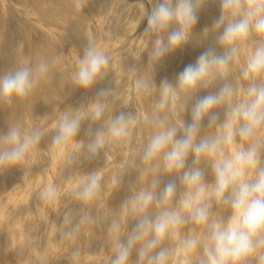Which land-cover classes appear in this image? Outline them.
<instances>
[{"label": "clouds", "instance_id": "9594fccd", "mask_svg": "<svg viewBox=\"0 0 264 264\" xmlns=\"http://www.w3.org/2000/svg\"><path fill=\"white\" fill-rule=\"evenodd\" d=\"M208 2L153 0L150 8L142 7L143 36L151 41L149 71H129L138 97L156 95L151 111L113 114L119 97L101 87L86 105L59 113L51 126L50 147L67 166L123 145L136 173L129 195L109 215L88 210L78 219L71 211L63 216L61 242L74 239L83 226L106 223L111 254L104 264H264V0H214L220 14L200 34L211 36L209 46L174 82L164 78L157 87L153 76L169 54L197 37L199 13ZM60 62L58 55L19 57L0 73V103L13 106L31 97ZM112 68L110 53L86 35L69 80L87 92ZM85 121L92 122L85 129L87 142L76 139ZM138 126L151 130L136 150L131 142ZM48 131L10 124L0 132V169L30 167L29 157ZM102 182L99 170L79 176L71 196L92 205ZM109 183L118 190L124 176L113 175ZM60 195L53 183L40 190L39 199L50 204Z\"/></svg>", "mask_w": 264, "mask_h": 264}, {"label": "bare ground", "instance_id": "6f19581e", "mask_svg": "<svg viewBox=\"0 0 264 264\" xmlns=\"http://www.w3.org/2000/svg\"><path fill=\"white\" fill-rule=\"evenodd\" d=\"M132 1V3L130 2V7L133 6L135 8V0ZM16 2L17 4H12V6H5L4 3H0V32L5 38L3 44H0V73L11 68V60L14 61L12 64L15 66L19 57L23 55L32 56L33 58L39 55H58L61 62L53 70L50 80L47 83L42 84L31 97L24 101L15 102L13 106H6L0 103V132H6L9 125L15 122H20L25 127H28L27 125L31 124L30 121L33 117L32 115L36 110H38L36 112L37 115H43V117H45L46 115H44V113H46V111L54 110L56 107H58L59 103V106L61 105L62 107V105H65L68 102H62L65 99L63 96L70 92V90L73 93L71 94V97H69L70 101L68 107L73 106L74 101H77V104L79 103L80 105H86L88 101L91 100V94L94 93L92 91L93 88L90 89L91 92L90 90L85 92L83 89L73 87L69 80L70 74H68L72 68L65 65L64 68L62 67L64 69L63 70L61 69V66L64 62L65 64L68 63V65H70L69 61H66L67 58L64 57L63 54L67 41H86V35L93 36L94 30L93 27L89 26V21L92 19L95 20L94 16L100 14L99 12H101L102 9L100 6L102 4L100 3L104 1L16 0ZM81 3L83 4V7L77 8L76 5ZM19 11L23 13L22 16ZM29 14L33 16V21L30 20L28 16ZM97 25H101L100 20L98 23L96 22V26ZM117 25L119 26L118 23ZM100 27L101 26H98L96 28H99L98 30H100ZM30 33L33 36L32 39L30 38L32 42L29 39ZM94 37L96 38V36ZM129 37L131 38V36ZM97 38L99 41H104L101 40L103 37L100 38V36H98ZM116 41L118 40L116 39ZM124 43L127 42L125 41ZM100 44L101 43L99 42V45ZM123 46H125V44ZM73 50L74 49L70 47L69 52H74ZM124 50L127 49L124 48ZM78 53L80 52L78 51ZM77 55L78 54L76 53V56ZM80 55L82 54L80 53ZM75 58L76 57H74V59ZM68 68H71L69 69V72L66 71ZM108 76H110V79H112V75H107V77ZM62 79L64 81L63 83H61ZM104 81L106 82V80ZM108 81L111 80L108 79ZM102 85L104 86L106 84L102 83ZM108 86L114 87V84H110ZM99 87H101V85ZM58 115H54L52 120L50 118L51 121L49 120L47 125L46 122L43 121L41 125L39 124L40 127L42 126V128L49 129V131L43 137L45 140L42 138L35 152L29 157L30 167L17 166L8 169H0V264H80L79 260H82L81 262H83L85 259L86 262V260L88 261L89 259L86 258L87 255H83L84 259L81 256H73V251L77 249L78 244L83 245L81 243L88 240V237H86L85 234L86 229L84 226L79 231L80 237H78L76 241H72L70 243H68V241L61 242L59 238L61 231H63V216L65 212H68L70 211L69 209H72L71 204L69 205V208H67L68 210L61 211L64 203L67 202L68 205L69 198H71V195L68 196L69 190L67 191L66 188L70 178H67L66 174L68 173V169L69 172H71L70 169L73 166L71 168H67V165L64 163L63 156L50 147L52 135L51 126L57 119ZM86 123L87 125H84L85 128L88 127L90 121H87ZM82 132H84L83 129ZM84 135H82L81 138L85 139L86 137L84 138ZM78 136L80 137V135ZM42 150H44V152ZM76 166L77 165H75V167ZM93 168L91 166V171ZM87 171L85 172L86 174ZM25 172H27V175H25ZM76 177H79V175ZM53 183H55L60 190V199L57 202L46 204L39 199V192L43 187ZM52 233L54 237L51 235L53 238L51 239L50 244L48 246L46 245L45 248L41 247L38 250V246H42L39 241L47 239ZM89 260L91 262V259Z\"/></svg>", "mask_w": 264, "mask_h": 264}, {"label": "rangeland", "instance_id": "374dc122", "mask_svg": "<svg viewBox=\"0 0 264 264\" xmlns=\"http://www.w3.org/2000/svg\"><path fill=\"white\" fill-rule=\"evenodd\" d=\"M103 1L104 2L100 3L103 5V6L100 5L102 7L101 12H99L100 14L98 13L99 15L94 16L95 20L92 19L89 21V26L93 27V30H94V31L92 30L93 36H96L98 44L100 42L101 43L100 45L102 47H104L105 50H107L110 53V55L112 56L113 69L109 72L108 75L113 76V77L111 76L113 81H112V79H110V76H108L109 78L107 77L106 79H104V80H106V82L103 80L97 84V87L95 85L94 87L97 89H95L93 87L92 91L94 93L91 94V99H94V97H95L94 94L96 93V90H98L99 88L107 87L110 84H112V85L114 84V87L110 86V88L111 87L113 88V90L116 92L119 99L114 104L113 114L121 111V109L123 111H133V112L151 111V108H152L153 102L156 98V95L154 94L152 97H138L135 93V90H132L134 88L132 86V78H131V73H130L129 69L132 66H135L139 70V72H141V73L149 71L148 51L151 48V41L148 38H145L143 36V29L146 26V20H143L142 7L143 8H150L153 0H135L134 1L135 8L133 6L130 7V2L131 3L133 2L132 0H103ZM0 3H4L5 6L6 5L12 6V4L13 5L17 4L16 0L15 1L14 0H0ZM103 3H105V4H103ZM133 8H134V10H133ZM19 12L22 16L23 13L21 11H19ZM219 14H220L219 6L214 2V0H209V2L205 5V7L199 13V20H198V23L196 24L195 29H194V32L197 34V37L194 38L193 40H191L188 44H186L182 50H177L176 52L169 54L163 60L164 63L162 62L161 64L157 65L155 67V69L153 70V76H154L155 82L157 84V87L159 86L161 80H163L164 78H167L170 81L174 82L176 75L180 71H182L183 68L187 64L194 63L197 56L202 51H204V49L206 47L209 46V44L211 43V36H209L208 39H201L200 34L203 33L205 28H208L211 26L212 20L214 18L218 17ZM28 16H29L30 20L33 21V16L30 14ZM100 18L103 20H101ZM98 19L100 20L101 25L96 26V22L97 23L99 22ZM113 20H115V21H113ZM117 23L119 24V26L117 25ZM102 24H103V26H102ZM98 26H101L100 30H98L99 28H96ZM128 30H129V32H128ZM98 31H100V32H98ZM124 31H125V33H124ZM117 34H120V35H117ZM98 36H100V38L103 37L101 40H104V41H99L97 38ZM129 36H131V38ZM32 37L33 36L30 33L29 39L30 38L32 39ZM124 37H127V38H124ZM31 39H30V41H31ZM116 39L119 42L116 41ZM126 39H128V40H126ZM4 40H5V38L3 37V34L0 32V42H1L0 44H3ZM120 40L122 43L120 42ZM124 40L127 43H124L125 42ZM117 42H118V44H117ZM85 43H86V41H71V42L67 41L66 42L67 47L65 46L63 54H64V57L67 58L66 61H69L70 65H68V63L65 64V62H64L63 65L61 66V69H63L65 65H67L68 67H71L73 69L74 61H75L74 57H76V53L78 55H80V53L83 54V48L82 47L85 45ZM73 44H75V45H73ZM122 44L123 45L125 44V46H123ZM131 45H132V47H131ZM70 47H72L74 49L73 50L74 52H69ZM124 48L127 50H124ZM110 50H112L113 52ZM78 51L80 53H78ZM130 52L134 53L135 55L131 56L129 54ZM13 62L14 61L11 60V62H10L11 67L14 66L12 64ZM71 68L66 69V71L69 72V69H71ZM72 69L70 70V72L68 74L71 73ZM115 69H116V71H115ZM108 79L111 81H108ZM102 83L106 84L107 86L106 85L103 86ZM98 85L99 86L101 85V87H99ZM70 92H71V90H70ZM70 92L66 93V95L63 96V98H65L64 100L61 99V100H63L62 102L68 101L66 103L67 105L64 103L65 105H62V107H61V105L59 106V104H60L59 103L58 107H56L55 109L53 108L54 110L46 111V113H44V115H46L45 116L46 119H45V117H43V115L42 116L37 115L36 112L38 110H36L35 113L32 115L33 117L30 121L31 124H29L27 126L28 127L29 126L40 127L42 121L46 122V125H47L50 118L52 120V117L54 115H58L60 112H63L65 109L69 108L68 107L69 101H70L69 97H71V94L73 93V92H71V93ZM90 92H91V90H90ZM203 94H205V93L204 92L200 93V95H203ZM66 99H68V100H66ZM76 102L77 101H74L75 105L77 104ZM74 104H73V106H71L72 108H74V106H75ZM78 105L80 106V104L78 103L75 106V108ZM142 109H144V110H142ZM59 110H61V111H59ZM48 112H50V113L52 112L53 114L52 113L50 114ZM184 118L186 121L188 119H190V117L187 113L185 114ZM37 119H39V120H37ZM86 122H83V124H82L83 127H84V125H87ZM90 123H92V122L90 121ZM83 127L81 126V131H80V132H82V129H83L84 130V132H82L83 134L82 133L78 134V135H80V137L77 135L79 138L76 137V139L78 138V140L82 137V135L85 134V129L88 128V127L87 128H85V127L83 128ZM92 127H93V129H95V128L99 127V125H98V123L92 124ZM41 128H42V126H41ZM150 130H151L150 128L145 127V126H138L137 127L136 134H135V136L131 142L132 147L134 149L139 150L141 145L146 140ZM83 137L84 138L86 137V138L85 139L81 138L80 140H84L85 142H87L86 140H88L89 137L86 135H84ZM43 140H45V139L43 138ZM125 150H126L125 146H123V145H113L111 147V149L109 150L107 155H104L103 153H101L100 156L97 157L95 160L85 161V162H83L84 160H82L77 165L78 167L73 166L71 168V167L67 166V168H71L70 169L71 172H69V169H68V173L66 174L67 178H70V180L68 181L69 183L66 186L67 191L69 190L68 196L71 195V191H72L71 186H74V182H75L74 179L78 178L76 176L84 175V173L87 170L89 172H91V166H92V168L93 167L96 168V169L93 168L92 171L93 170H99L103 173V182H102L103 187H102V193H101L99 199L96 201L97 204L94 202L95 204L93 203L92 205L85 206L81 202L75 200L72 196H70L71 198H69L68 205H67V202L64 203L61 211L68 210L67 208H69V205L72 204L71 205L72 209H69V210L73 214L74 219H78L81 215L84 214L85 211H88V210H90L93 213V215L107 216L110 214V212L112 210L118 209L121 201L124 198H126L127 195H129V191H128V187H127L129 182H134L135 178H136V173L134 172V170H132L130 167H128L127 160L129 158L125 157L123 155ZM42 151L44 152V150H42ZM131 158L135 159V152L132 153ZM190 160H191V158H190ZM87 165H88V168H87ZM81 166L83 167V169ZM88 171H87V173H89ZM69 174L70 175L73 174V175L70 176ZM117 174H121L124 176V186H123V188L121 187L118 190L113 189L109 183L110 178L113 175H117ZM207 178L210 180L211 176L209 175ZM163 179L166 180V179H168V177H164ZM72 180H73V182H72ZM64 186H65V184H64ZM72 200H73V202H72ZM112 206H114V207H112ZM63 208H65V209H63ZM60 213H62V212H60ZM103 213H104V215H103ZM133 223H134V221L129 222V225H128L129 229L131 228ZM84 227L86 229L85 234H86V237H88L87 238L88 240H86V242L81 243L83 245L78 244L77 249L79 250V252L81 254L79 256L83 257V259H84V256L87 255L88 257L86 256V258L91 259V262L89 259H88V261L86 260V262H85V259H84L83 262H81L82 260H79L80 261L79 263L80 264H83V263L84 264H90V263H92V260H93L92 264H94V263L95 264H104L105 257H107L111 254L110 243L108 241L107 234H106V223H98L96 225H86ZM35 235H36V233H35ZM51 235L54 237V235L52 233L49 235V237L47 239H45L43 241H39L42 244V246L39 245L40 247L38 246V248H37L38 250L41 247L45 248L46 245L48 246L50 244L51 239L53 238ZM78 237H80L79 232L75 236L76 239L74 238V239H70V240H66V241H68V243H70L72 241H76ZM135 258L136 257H135V253H134L132 259L135 260ZM76 260H78V259H76ZM94 260H95V262H94Z\"/></svg>", "mask_w": 264, "mask_h": 264}]
</instances>
